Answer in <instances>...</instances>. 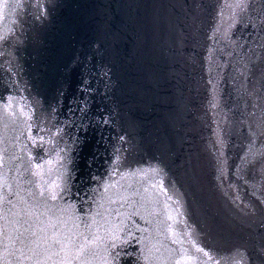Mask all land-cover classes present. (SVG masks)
Wrapping results in <instances>:
<instances>
[{"label": "water", "instance_id": "water-1", "mask_svg": "<svg viewBox=\"0 0 264 264\" xmlns=\"http://www.w3.org/2000/svg\"><path fill=\"white\" fill-rule=\"evenodd\" d=\"M208 3L210 119L202 264H244L237 250L254 259L264 239V136L256 128L264 119V0Z\"/></svg>", "mask_w": 264, "mask_h": 264}, {"label": "snow or ice", "instance_id": "snow-or-ice-1", "mask_svg": "<svg viewBox=\"0 0 264 264\" xmlns=\"http://www.w3.org/2000/svg\"><path fill=\"white\" fill-rule=\"evenodd\" d=\"M8 6L13 7L11 5H8ZM36 6L38 9L41 8V5L39 3ZM56 7H58L57 4L49 3L47 5L46 10L41 13V17H47V15ZM152 7L156 8V7H163V6L160 5V6H152ZM41 17H37V19H40ZM154 23H155V16H153L152 18H145L143 20L139 18L129 19L127 26L131 28L134 32H136L140 47L142 48L147 47L146 38H147L148 29L152 27ZM0 39H6V38L0 37ZM106 43H107V34L105 33L104 36L98 39L94 45L96 52L101 55V64L100 65L94 64L92 67L94 69H98V71L93 73L91 70H89V75L99 76L101 78L107 79V83H105V86H104L105 90L101 94V96H102V99L111 100L112 97L109 95V93L113 91V83H114L113 77L115 76L116 64L114 61L104 62L103 54H104ZM0 55H3V53H0ZM76 62L77 61L75 60L73 61V63H76ZM64 71H67V67L64 69ZM261 78L264 79V70L261 71ZM61 88H62V85H61ZM61 88L57 89V93L60 97H63L64 92L61 90ZM13 91H15V89H13ZM98 91L99 89H94L92 87L89 79H84L81 81L80 93H81V97L83 98L73 101L76 104L75 110L71 108L69 109V112L72 115H75L76 111L83 114L80 117L81 122L77 123L74 120L67 119L62 122L63 126H61V122L58 121L52 127L41 128L40 131L48 135L49 144L56 145L58 144V141H64L65 138H67V140H70L72 145L75 146L80 143L81 138L79 136V132L82 128L86 131L87 128L91 126L93 122H95L96 125L98 126L99 125H114V123H116V121H114L112 117L118 115L119 110H120V105L116 103L115 101H113V104L111 107H109L108 105L99 107L94 117V120L93 118H89L88 123H84L85 116L90 111V108H91L88 102V97L94 96L96 92ZM126 95L128 96V99L131 100L133 103H135L136 100L139 98V92L137 88L135 87H132L126 90ZM14 99L15 98L12 95H8L6 97L0 95V109H7L10 103ZM58 107H61V105L59 104V101H57L56 105L49 104L48 110H47V116L45 117V119H52V120L56 119ZM134 126H135L134 121L129 123V127H134ZM121 127L123 128V124H121ZM256 128L259 130V135L264 136V119H261L256 123ZM256 134H257L256 132H252V135L255 136ZM38 139L40 143H37V140L29 137V140H31V143L33 145H35L41 151L47 152V149L44 147V143H43L44 136H40ZM157 139L160 143V148L162 152H169L174 155L173 162L176 165L177 174H179L182 170L184 177L191 184L195 185V183L197 182V177H196L194 170L193 171L188 170L187 161L182 160L179 154L173 152V149L170 146V142L166 141L163 138V135H158ZM117 140L123 142L124 136H118ZM113 150H114V153L118 155L119 149H117L115 145H113ZM61 151L62 152L67 151V147H65ZM29 155L34 160L42 159V157H40L39 155H33L31 152L29 153ZM2 160L3 158L2 156H0V163H2ZM159 163L162 165V168L160 169L161 171H164L165 169L169 168V166L163 160H160ZM36 167L39 168L40 165L37 164ZM220 172H221V175H223V162H221ZM177 179H179V175H177ZM169 182L171 183V178L169 179ZM160 186L161 188H163L165 192L167 191V188H164L163 182H161ZM64 191H67V189H65ZM40 195L43 196L44 193L41 192ZM57 198H58V194L53 193L51 195L52 200H56ZM10 203L11 202L9 201V204ZM91 204H92V201H89V207H91ZM80 211L81 213H83L84 209L81 207ZM3 234H4L3 228H0V235H3ZM128 236L129 238L135 239V237L133 236L131 232H128ZM7 239L9 240L10 244L13 243L11 234L7 236ZM84 239L85 241H87L88 237L85 236ZM98 239L99 237H93L92 243H95ZM114 241H115V238H113V243L109 245V247L111 248L109 255L112 257V264H116L117 260H120L124 257L136 256V253L125 251L124 247H122V246L127 245L126 240H121L120 244H116ZM136 243L139 244L140 241L136 240ZM57 246L60 247L61 251L64 250L63 245L61 243L58 242ZM86 249H87V244H81L76 249V254L73 255L71 258L65 257V258L59 259L58 261L53 260L52 264H73V261L77 259L81 261V264H88V261L85 259V257L88 255H91L92 253L90 249H87V250ZM202 251L203 249H197V252H202ZM141 254H142V250H141ZM21 255H23V253H21ZM237 255L241 256V258L244 260V264H264V239H262L260 246L257 248L254 259L252 256L248 255L247 253H241L239 250H237ZM4 264H10V262L5 261ZM11 264H20V261H13L11 262ZM35 264H42V262L39 259H37ZM105 264H107V262H105ZM133 264H138V261L134 260ZM177 264H179V261L177 262Z\"/></svg>", "mask_w": 264, "mask_h": 264}]
</instances>
